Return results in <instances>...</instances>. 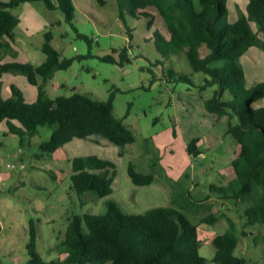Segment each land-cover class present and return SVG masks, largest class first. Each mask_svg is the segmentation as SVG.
Returning a JSON list of instances; mask_svg holds the SVG:
<instances>
[{"label":"rangeland","instance_id":"obj_1","mask_svg":"<svg viewBox=\"0 0 264 264\" xmlns=\"http://www.w3.org/2000/svg\"><path fill=\"white\" fill-rule=\"evenodd\" d=\"M8 1V0H7ZM200 6L199 0H194ZM249 0H228V21L235 22L246 12ZM73 24L64 11L50 8L44 0L24 2L12 10L22 22L16 28L11 45L0 49L3 62L19 61L41 64L45 32L53 31L52 43L63 56L77 58L67 69L58 70L46 83L52 97L76 91L93 98H109L112 85L114 111L132 128L137 140L121 146L106 137L92 135L74 138L54 153H45L41 143L51 138L54 127H38L29 141L0 126V264H28L27 244L31 222L37 226V248L47 262H60L68 252L64 245L66 231L76 214L104 212L107 202H116L127 213H141L157 206L174 205L192 222L215 212L218 220L199 225L201 252L205 264H227L214 260L217 248L213 236L227 227V215L237 222L239 244L235 254L245 256L248 264H264V224H245L244 200L222 199L212 185L224 186L236 180L233 160L240 145L227 131L226 117L216 120L205 105L213 97L217 84L206 85L209 75L195 71L183 50L165 56L156 46L153 31L162 28L156 18L137 19L126 13L127 24L120 18L117 0H73ZM32 13V15H31ZM127 25L133 28L130 37ZM256 29V25L253 23ZM164 31V30H163ZM82 32L92 39L80 37ZM129 46L131 62H121V51ZM116 49V52H113ZM241 62L249 76V86L256 75L264 77V51L254 46ZM112 54L116 62L101 56ZM188 76L192 81L180 79ZM264 80V78H262ZM22 89L27 101L38 98V87L26 74L6 72L0 81L1 94L13 96L12 85ZM259 100L256 105H262ZM198 139L202 152L192 154L189 143ZM97 154L116 163L113 192L98 196L93 191L77 194L72 183V159ZM155 176L149 184H136L129 174V164ZM233 182V181H232ZM108 264V263H107Z\"/></svg>","mask_w":264,"mask_h":264},{"label":"trees","instance_id":"obj_2","mask_svg":"<svg viewBox=\"0 0 264 264\" xmlns=\"http://www.w3.org/2000/svg\"><path fill=\"white\" fill-rule=\"evenodd\" d=\"M28 1L35 0H0V49L11 45L21 22L12 9ZM44 1L50 8H61L66 20L73 24L76 10L73 0ZM117 1L125 24L127 12L137 19L148 17L149 28L160 17L163 29L156 27L153 31L158 50L165 56L183 50L195 71L209 75L205 86H219L213 97L205 99V105L216 120L226 117L227 131L238 141L240 151L233 160L236 180L211 187L219 198L244 200L245 224H264V80L253 81L248 86L241 62L251 47L258 46L264 51V0H249L246 12L235 22L228 21V0H199L200 6L194 0ZM127 28L132 38L133 28L129 25ZM79 36L92 43L86 34L80 32ZM52 40L53 31L49 29L43 44L46 59L41 64L0 61V78L9 71L20 72L38 87V98L32 102L26 100L22 89L15 84L13 96L4 97L0 91V124L6 121V131L19 135L22 144L29 141L40 125L53 126L51 138L40 145L45 153L56 152L74 138L97 135L121 146L120 153L124 154V147L135 142L137 136L124 118L115 114L114 100L119 87L112 85L106 100L79 91L56 97L47 93L46 83L58 70L67 69L75 59L87 56H63ZM128 49L125 46L121 51V62L132 61ZM101 59L116 62L112 54ZM180 79L192 81L185 75ZM259 100L263 101L262 105H256ZM189 150L192 154L202 152L197 138L189 143ZM72 170V186L77 194L93 191L105 196L113 192L114 161L97 154L77 156L72 159ZM128 170L136 184L155 180L153 174L137 169L135 162H130ZM217 220L218 216L212 212L192 222L174 205L127 213L110 200L104 212L74 215L63 242L68 255L57 264H205L199 225ZM227 224L223 233L213 236L217 248L214 260L248 264L245 256L235 254L239 244L237 222L227 215ZM27 248L28 264L55 263L45 261L38 251L37 226L33 220Z\"/></svg>","mask_w":264,"mask_h":264},{"label":"crops","instance_id":"obj_3","mask_svg":"<svg viewBox=\"0 0 264 264\" xmlns=\"http://www.w3.org/2000/svg\"><path fill=\"white\" fill-rule=\"evenodd\" d=\"M3 1H7V0H3ZM31 15H32V13H31ZM21 22H22V18H21ZM21 22H20V23H21ZM251 48H253V47H251ZM251 48L249 49V52H248L247 54L250 53V54L252 55V57L255 58V56L250 52ZM245 55H246V54H245ZM0 61H2V60H0ZM245 70H246V69H245ZM4 74H5V73H4ZM4 74H3V76H4ZM246 74H247V70H246ZM3 76L0 78V81L2 80ZM263 76H264V75H263ZM262 78H264V77H261V78H260L259 75H256V76L254 77L253 81L263 80ZM248 79H249V76H248V74H247L246 82H248ZM4 97H5V96H4ZM3 123H5V125H6V121H4V122H2V123L0 124V126H1ZM5 127H6V126H5ZM6 130H7V128H6Z\"/></svg>","mask_w":264,"mask_h":264}]
</instances>
